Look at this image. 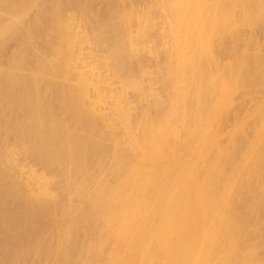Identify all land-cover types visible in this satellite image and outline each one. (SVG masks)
I'll list each match as a JSON object with an SVG mask.
<instances>
[{
    "label": "bare ground",
    "instance_id": "6f19581e",
    "mask_svg": "<svg viewBox=\"0 0 264 264\" xmlns=\"http://www.w3.org/2000/svg\"><path fill=\"white\" fill-rule=\"evenodd\" d=\"M252 13L264 0H0V264H264V57L218 70L247 77L256 119L217 151L220 104L195 98L217 88L211 32Z\"/></svg>",
    "mask_w": 264,
    "mask_h": 264
},
{
    "label": "rangeland",
    "instance_id": "374dc122",
    "mask_svg": "<svg viewBox=\"0 0 264 264\" xmlns=\"http://www.w3.org/2000/svg\"><path fill=\"white\" fill-rule=\"evenodd\" d=\"M133 10L135 11V8ZM250 15L246 16V17H242L240 15H237V16L233 17V15H232L231 18H227L226 21L222 22L221 25L218 26V28L216 30V33H215L216 35H213L212 34L213 32H211V37L215 38L214 41L210 43V46L211 45L212 46L211 47L209 46L210 48H208V47L203 48L204 50L201 51V55L200 56L202 57V60L204 62L201 59L199 61H202L203 63H205L207 61V63H210L211 61L214 62L213 60H215L216 64H220L218 68L216 66H211L212 69L214 68L215 70L214 69L213 70L209 69L210 73H208V71H207V74H212V79L209 80L208 82H206L207 85H208V83H210V85L211 84L212 85H216L217 88L215 89V87L213 86L211 93L207 92V93L202 94V95H200V94L195 95V98L200 99V100L202 99L204 101L209 102L208 103L209 107H210L211 102H213L214 105H216V104L219 105L220 104V106H218L219 109H218L217 112H215L213 114L209 113L208 115L204 116L209 121V124L210 123H212V124L215 123V125H213V127L211 128L210 132L207 131L206 129H204V134H205L204 137L205 138H203V139H207L209 137H213L214 139H216L218 137L219 138L218 140L221 142V144H219L218 146L214 147L215 149L213 147H210V146L206 145V147H208L210 149L209 152L217 151L216 149H218V148H220L222 146H225L226 143L222 144L223 143L222 139L225 138L226 131L229 128H231L232 126L233 127L234 126L237 127V132H235L234 135H239V134H242V133H246L247 131L249 132L252 129V127L254 126V122H255L256 116L255 115H248V113H250V112H252V110H254V106L251 107V104H252V102H254V100L251 99L252 95H250V88L246 87L247 86L246 85L247 80H246V82L244 81L245 79H247V77L241 75L240 79L242 78V76L244 78L243 80L241 79L242 81H244V82H242L241 80L239 81V78L235 79V77H233V76H235L236 74L234 72H232L235 75L234 74L232 75V73H230L232 75V77H233L232 78L228 74L229 78L231 77L230 78L231 81L229 82L230 79L229 78L227 79L226 78L227 76L223 77L225 75L224 71H223L224 74L222 73V75L220 73L222 71H219V73H217L218 70H225L221 65L223 64L226 67L227 63H228L229 66H240V69H239L240 71L244 70V68L242 66H247L249 69H251L254 66V64H255V61L260 56L264 57V25H262L261 22H254L253 21L255 14L252 13V15L251 16ZM235 23L237 24L236 28H233ZM80 28H82V27H80ZM221 29H225V32L222 33V34H219L218 32H220ZM226 34H229L230 36L233 35V34L239 35V36L244 38V41H240L239 39H236V40L232 41L229 37L225 36ZM218 37H221V39H220L221 42H218L219 40L216 39ZM13 45H14V43H11L10 46H8V48H12ZM5 48H7V45H6ZM221 49H222V51H221ZM200 56L198 54V57H200ZM211 59H213V60H211ZM138 60H140L138 62H141L140 58ZM208 61H210V62H208ZM18 62H20V60H18ZM187 62H189V60L186 61V63ZM217 62H219V63H217ZM239 63H240V65H239ZM151 64H152L151 70H156V64H155V62L153 60L151 61ZM20 65L23 66L24 68L27 67V65H24V63L23 64L20 63ZM153 75H154L153 79L156 81V83L152 79L153 80V81H151L152 86L155 88V90L157 92L162 93L161 92L162 87H160L161 84L160 83L157 84V82H159L158 77H157V73L155 71H153L151 73V77ZM222 77L226 78L227 79V81L225 80L226 84L228 83L227 85H224V86L222 85L223 88L220 87L221 86L220 84H221ZM236 77H237V75H236ZM216 83L219 84L220 86L217 85ZM250 86H253V85L251 84ZM260 87H258L257 91H255L256 95H258V96H261L262 94H264V93L261 92V90H264V84H261ZM160 93H159V95H160ZM160 119H161L162 122L164 121V119H165V114L164 113H162L160 115ZM172 125H176V128L179 127L176 122L173 123ZM208 127L210 128L209 125H208ZM199 129H200L199 126L193 128V133H195L196 136L198 134H200ZM210 133H213V134H210ZM207 163H209V162H207ZM112 217L115 218V216H112ZM130 218H131V216H130ZM102 221H103V219H102ZM98 224H101V226H102L104 223L103 224L102 223H98ZM105 228L108 231H110V227L108 225H106V224H105ZM88 229H90V228H88ZM102 229H104V227L101 228V232H102ZM106 229H104V231H106ZM94 230L91 231V232H89V230H87L86 233H92L93 234ZM85 231H86V229H85ZM85 231H83L84 232L83 234H82V231L80 233V234H82V238L84 237L83 239H86L85 238V234H86ZM101 232H100V234H101ZM76 233L74 232V235ZM104 233L105 232H103V235H104ZM107 233L109 234V232H107ZM107 233L105 234V237L106 236L108 237L109 235L112 234V232L109 235H107ZM70 234H73V232L70 233ZM79 236L80 235L78 233V237ZM86 236H87V240H85V241H89L90 239L92 241V239H94V238H92L90 236V234H87ZM94 236H96V235H94ZM72 238L74 239V236ZM127 238L128 237L126 236V240H124L125 239L124 236H123V238L120 236V241L122 239V241L124 240L125 242H127L126 244H128L129 241L127 240ZM110 239H111V241H113L114 237L110 238ZM131 239H132V237H131ZM96 240L97 239L95 238V240L93 242H96ZM91 241H89L88 243H92ZM88 243L85 242V244L87 246L91 247L92 245H90ZM121 245L123 247L124 244L122 243ZM128 247H130V245ZM131 247H132V244H131ZM131 247H130V249H131ZM126 248L127 247H125V249H124L125 251H123V252H126V250H127ZM67 250H68V253L70 254V252H69L70 249L68 248ZM87 250H88V248H85V251H84L85 255H84V253H83V255L86 256V254H88V257L84 258V256H83V259H88L89 255L90 256L92 255L91 254L92 251L90 250V248H89V252L88 253L86 252ZM59 251H58V254L61 255V253ZM51 252H53V251H51ZM104 252L106 253V251H104ZM104 252H102L103 255H104ZM53 253H50L51 254L50 258L52 260H53V257H52ZM56 253L57 252L55 251V254ZM128 253H131L130 250L129 251L127 250V254ZM58 254H56L57 257H58ZM69 254L67 255L68 257H70ZM61 256L62 257L59 256L60 258H62L60 260H62V262H64V263H66V261H67L66 259H68V258L65 256V258H66L65 259L63 255H61ZM101 256H99V257H101ZM59 257H58V259H59ZM126 257H127V255H126ZM126 257L124 256V258H126ZM92 258H90V259H92ZM96 258L98 259V256H96ZM33 259H34V257H33ZM55 260L57 262L59 261L60 264H62V262L60 260H57V258ZM81 261H84V260H81ZM57 262H55V263L57 264Z\"/></svg>",
    "mask_w": 264,
    "mask_h": 264
}]
</instances>
